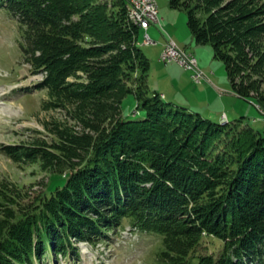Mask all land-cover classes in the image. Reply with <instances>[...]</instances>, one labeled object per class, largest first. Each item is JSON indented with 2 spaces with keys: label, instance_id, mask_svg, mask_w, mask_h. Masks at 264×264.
I'll return each mask as SVG.
<instances>
[{
  "label": "trees",
  "instance_id": "16d2710c",
  "mask_svg": "<svg viewBox=\"0 0 264 264\" xmlns=\"http://www.w3.org/2000/svg\"><path fill=\"white\" fill-rule=\"evenodd\" d=\"M0 2L22 29L24 58L44 73L38 87L62 104L108 99L92 103L91 118L80 113L90 131L62 127L52 145L4 147L15 160L39 158L55 168L45 189L23 204L0 186V264L79 255V241L103 238L126 217L162 236L157 264L264 262V135L240 117L223 124L150 87L151 61L139 44L142 28L129 17L130 0ZM171 4L186 8L194 39L210 42L224 60L232 88L264 109L253 78L264 67V20H256L264 3ZM196 10L207 14L204 25ZM113 48L115 55L98 59ZM109 70L115 80L97 84ZM130 93L143 117L123 115ZM205 235L222 240L218 254H195Z\"/></svg>",
  "mask_w": 264,
  "mask_h": 264
},
{
  "label": "rangeland",
  "instance_id": "374dc122",
  "mask_svg": "<svg viewBox=\"0 0 264 264\" xmlns=\"http://www.w3.org/2000/svg\"><path fill=\"white\" fill-rule=\"evenodd\" d=\"M176 1L189 5L196 0ZM229 1L221 0V4ZM255 1L259 4L264 3V0ZM156 2L159 5L158 15L164 18L162 20L163 27L158 29L153 26L154 23L151 24L150 33L152 38L156 39L155 43H146L145 34L143 36L142 32L139 40V44L151 61L149 74L151 86L156 85L157 88L164 89L163 85L170 84L166 77V70L162 68L167 62L161 58V50L164 48L163 43L167 36L163 28H168L167 25H164L165 20L170 21L174 26L173 37L184 42L190 41L195 53L183 50L189 55L196 56L198 60L200 59V65L205 62L208 67L204 68H207L212 75L215 73L219 82L229 84L230 78L225 62L223 59L215 57L213 45L210 42H197L192 36L186 8L173 6L171 0H156ZM239 2L237 0L238 4ZM130 9L131 7H129V12ZM195 12L202 18L200 25H204V18L207 14L198 10ZM256 20H264V13L259 14ZM260 37V43L264 44V32L260 34ZM21 39L22 29L17 19L11 15L5 4L0 2V186L9 185L12 192H18L17 199L23 204L33 200L38 193L45 189L51 171L55 167H44L39 158L15 160L5 153L4 147L8 144H33L37 140L46 141L48 145H52L59 140V136L55 132L62 127H69L79 132L90 131L88 127L84 126V121L79 116L80 113L86 109L87 118H91V115L88 116V114L93 112L90 109L92 103L101 101L99 103L104 104L108 99L103 96L94 100H76L70 101L68 104L59 103L56 97L49 95L46 88L38 87L44 73L35 72L31 63L24 58L20 47ZM111 41L109 40V42ZM117 52V48L110 49L105 54H101L98 59L105 60ZM172 61L178 63L181 66L180 69L185 71L186 68L178 61ZM255 61L254 58L253 63ZM201 68L205 71L203 67ZM174 69L179 75H182L180 70ZM79 73L84 75L83 71H79ZM189 75L192 78V71ZM114 77V74L109 70L97 84L112 83L115 80ZM253 78L259 81V89L264 93V67L258 73H254ZM69 79L76 78L70 76ZM176 89L178 88L176 87ZM176 93L181 98L180 91ZM169 98L167 100H170ZM238 103L242 104L244 109L243 113L239 112L237 116H242L240 117L242 125L253 126L264 135V109L259 106L257 98L254 96L244 97ZM231 110L233 111V107ZM122 111L123 115L129 118L143 117L145 114L142 109L137 108V99L133 93L124 98ZM220 121L225 124L232 120H229L224 113ZM162 245L161 235L138 229L132 224L130 218L126 217L116 230L108 231L103 238L96 241H79L77 243L78 256L71 253L54 257L48 253V257L43 259V264H157L158 252ZM222 246L223 242L219 238L205 235L195 254H218ZM35 264L41 263L36 262ZM245 264H264V262L250 261Z\"/></svg>",
  "mask_w": 264,
  "mask_h": 264
},
{
  "label": "crops",
  "instance_id": "0c3cea01",
  "mask_svg": "<svg viewBox=\"0 0 264 264\" xmlns=\"http://www.w3.org/2000/svg\"><path fill=\"white\" fill-rule=\"evenodd\" d=\"M161 18V17H160ZM164 18H161V21ZM163 22V21H162ZM168 22V23H167ZM165 26L167 25V29L165 27L163 28L165 30V34L167 35L165 38V41L163 43V47L165 46L167 40L172 37L175 39L177 44L185 50H189L195 53V51L192 48V44L190 41H180L177 38L173 37V24L170 21L165 20L164 22ZM152 24V23H151ZM151 24L148 27L146 33L150 34ZM154 27L160 29L163 27L162 25L158 23H154ZM155 30V29H154ZM142 34L144 36L145 30L142 29ZM193 36V34H192ZM152 37V36H151ZM194 37V36H193ZM154 40L153 43L156 42V39L152 38ZM151 44V43H149ZM162 47V48H163ZM162 51V50H161ZM193 53V54H194ZM200 60V59H199ZM201 67H205V62L200 65ZM180 65L176 63L175 61H169L166 65H164V68L166 70L167 79L170 84H165L164 89L157 88L156 85L151 86L150 84V76H149V84L150 87L153 90H157L161 92L163 97L165 99L169 98L171 101H174L178 104L184 105L188 107L191 110L198 111L202 113L205 116L211 117L215 120H221V116L225 113L230 120L237 119V117L240 113H243V105L238 103L240 99L244 98L243 96L239 95L231 86V83H224L219 82L216 79L215 73L212 75L207 68H204L206 71V76L201 82H196L193 80V77L189 75L190 71L188 69H185V71H182L180 69ZM208 67V66H206ZM177 68L182 72V75H179L177 71L174 69ZM208 73V74H207ZM150 74V73H149ZM176 87L178 89H176ZM177 91H180L181 98L177 96ZM231 107H233V111L231 110ZM241 117V116H240Z\"/></svg>",
  "mask_w": 264,
  "mask_h": 264
},
{
  "label": "built area",
  "instance_id": "2783aa9c",
  "mask_svg": "<svg viewBox=\"0 0 264 264\" xmlns=\"http://www.w3.org/2000/svg\"><path fill=\"white\" fill-rule=\"evenodd\" d=\"M132 3L133 11L138 15L143 27H149L151 23L162 25L161 18L158 15L159 5L155 3V0H132ZM149 41L150 43L154 42L150 35ZM161 58L165 62L178 61L186 69L192 71V77L196 82H201L206 76L200 64L193 59L192 55L183 54V47L179 46L172 37L167 40L161 52Z\"/></svg>",
  "mask_w": 264,
  "mask_h": 264
},
{
  "label": "bare ground",
  "instance_id": "6f19581e",
  "mask_svg": "<svg viewBox=\"0 0 264 264\" xmlns=\"http://www.w3.org/2000/svg\"><path fill=\"white\" fill-rule=\"evenodd\" d=\"M130 3H131V5L129 6V7H131L130 12H129L130 18H131L135 23L139 24L138 26H140L142 29H144L145 31H147L148 27H143V24L140 23V19H139L138 15L136 14L135 11H133V3H132V0L130 1ZM155 3H157L156 0H155ZM158 9H159V7H158ZM145 42H146V43H150V41H149V34H148V33H145ZM183 54H185V55H189V54H188L186 51H184V50H183ZM192 57H193V59H194L196 62L199 63V60L197 59L196 56H193V55H192Z\"/></svg>",
  "mask_w": 264,
  "mask_h": 264
}]
</instances>
